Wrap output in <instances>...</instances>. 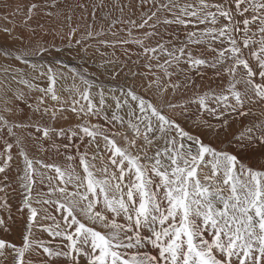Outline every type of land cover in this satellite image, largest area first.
Segmentation results:
<instances>
[{
	"label": "snow or ice",
	"instance_id": "6c2138e0",
	"mask_svg": "<svg viewBox=\"0 0 264 264\" xmlns=\"http://www.w3.org/2000/svg\"><path fill=\"white\" fill-rule=\"evenodd\" d=\"M22 27L29 41L37 28L53 40L31 52L0 46L37 73L11 77L28 94L0 86V264H264V111L251 107L264 109V0H44L27 6ZM91 40L113 49H96L109 57L97 67L124 82L72 67L65 100L59 54L77 46L83 64ZM128 62L146 71L124 72ZM178 91L186 98L174 102ZM250 115L262 118L221 139ZM25 140L68 163L31 158Z\"/></svg>",
	"mask_w": 264,
	"mask_h": 264
},
{
	"label": "rangeland",
	"instance_id": "374dc122",
	"mask_svg": "<svg viewBox=\"0 0 264 264\" xmlns=\"http://www.w3.org/2000/svg\"><path fill=\"white\" fill-rule=\"evenodd\" d=\"M43 2H44V0H0V46H7L13 52H17V51H29V52H31L36 47L37 41H40L42 43L43 42H52V40H53L52 36H44L43 30H41L39 28H37V30H36V35L34 37H32V39L29 41L27 38L30 35V33L24 27H22V20L24 19V16L27 12V6L30 5L31 3L42 4ZM84 2H90V0H84ZM106 2H110V0H106ZM3 4H8L9 7L4 8V7H2ZM16 5H21V11L17 15H12V13L15 11ZM78 14H79V12L77 13V15ZM42 15L43 14L41 12L40 16H42ZM114 15H118V13H115ZM5 16H7V19L4 18ZM98 17H99V13H98ZM37 19H39V17H34L32 21H29V24L32 27H35ZM40 22L45 23L46 28L49 27V22H47L45 19H40ZM89 22H91V16H89ZM59 23H61V22L57 21V24H59ZM100 23H101V21L98 19L97 23L94 25V28H93L94 31L99 30ZM103 23H104L105 28H107V21H104ZM72 24H73V27H75L77 24V16L76 15L73 16ZM5 28L12 29L13 35H23L25 37L26 42L20 43L19 41H17L15 43H13V42L9 41L6 33H4V31H3V29H5ZM64 32L65 33L67 32L66 27L64 28ZM84 32H85V29L81 28L80 32L77 33V37L81 33H84ZM137 34H139V33H137ZM125 37H126V33H121L120 37H117V38H125ZM104 39L112 40L114 38L111 36H106V37H104ZM55 43L57 45H61L64 42L61 41L57 37L55 39ZM147 43H151V41L147 42ZM85 44L86 45L91 44L92 47L88 48V55L86 57H84V63L83 64H81V62H80L81 56L78 55L79 47H77V46H74L73 49H71V50L65 49L62 53L59 54V58L62 59L65 64L68 65V68H58V72L63 73L66 78L58 79V82L56 85L58 94L61 95L65 100L68 99L69 92L64 91V89L65 88H71V86L74 83L73 78H72V73L69 71V69L72 67H76L78 69L87 68L90 74L95 73V76L98 77L100 81L105 83L106 86H114L118 83L124 82L125 77H124L123 72L120 74V77L119 76L117 77L116 81H112L109 79V77L111 75L110 71L105 72L104 69H100L97 67V65L100 62L109 58L108 56H101L99 54V52H105V53H108L109 55H111V53L113 52V49L105 48L104 46L99 45L98 41H96V40L86 41ZM127 47L135 50V46L129 45ZM97 48H99V52L96 51ZM115 53H116V56H118V57H120V59H122V61L125 59V57L123 55V50L121 48H116ZM56 55L57 54L55 52L52 53V56H56ZM3 58H4L3 56H0V86H2L3 84H7L13 90H21V91L25 92L26 94H28L29 90L26 86H24L22 84H18L16 82V80H13L11 78L13 75H16L17 80L20 79L19 74H16L14 70L17 67L24 68V72H25L24 78L29 79V80H31L32 76L36 75L37 73H33L30 68H28L27 66L23 65L22 63H20L18 61H15V60L13 61L12 59H5V58L3 59ZM46 58L51 59L52 57L49 56ZM31 59H33V61L36 62L34 57ZM133 59H135V57H133ZM143 62L144 61L141 60V63H143ZM153 63H155V61H153ZM5 66H8L7 71H5ZM109 67H111V66H109ZM117 68H119V67L117 66ZM129 68H131L135 71H138V72L146 71V69H144L143 67H136L134 65H131V62H128L127 66L124 67V72H127ZM209 73H211V72H209ZM209 73L206 76L207 78L209 76ZM108 80H109V82H108ZM197 80H198L197 82H199V77H197ZM35 82L39 83L41 86H46V82L43 79L40 81H35ZM127 82L132 83L131 80H128ZM218 82L219 81H217V83ZM75 83L82 90L83 85H80L78 80L75 81ZM136 83H139V78H137ZM11 95H12V93L9 92L8 96L11 97ZM30 95L32 97V100L35 101V98L39 95V93L32 92ZM169 95H171V93H169ZM2 97H3V93H0V108L3 107ZM171 98L173 99L174 102H178L181 99L186 98V96H183L182 93L180 91H178L176 93V95L174 97H171ZM49 103H52V102L49 100ZM193 110H195V109L193 108ZM5 115H7V113H5ZM68 115L71 116L70 113H68ZM206 118H208L209 120H212V118H210V117H206ZM240 119H243V118H240ZM75 122L76 121L73 118L67 122L59 121L56 126L57 127L66 126V124L75 123ZM212 122H214V120H212ZM238 122H239V120L236 122L237 125L239 124ZM234 126H235V124H233L231 130L233 131V134L234 133L236 134L237 132L235 130H233ZM239 126H241V125H239ZM228 131H229V129H228ZM18 134L23 135L22 132H18ZM227 134H228V132L226 133V135ZM229 136L230 135L228 134L226 137H229ZM45 146L48 147V151L40 152L36 148H33L29 141L25 140V148H26V151H28L29 156L31 158L43 160L45 163H55V164H58L62 167H64L68 163L65 160V157L63 155L58 156V154L53 149H52L53 151L51 150L50 146L47 143L45 144ZM12 151H13V154L15 156L16 149L13 148ZM52 159L54 160L53 162H52ZM19 160H20V158L18 156H15L14 166ZM75 163L78 164V161H76ZM99 163H100L99 160H97V162H96L97 168L102 166L101 164L99 165ZM37 167H39V165H37ZM77 171H80L82 173L81 168H77ZM52 174H54V173H52ZM10 175H11V173H10ZM97 175H99V173ZM17 199H18V197H17ZM13 203H15V202L13 201ZM14 236L7 237V239H10V240L14 239L15 242L19 243V236L18 235H14ZM44 238L47 240L50 237H48L47 234L44 233Z\"/></svg>",
	"mask_w": 264,
	"mask_h": 264
},
{
	"label": "bare ground",
	"instance_id": "6f19581e",
	"mask_svg": "<svg viewBox=\"0 0 264 264\" xmlns=\"http://www.w3.org/2000/svg\"><path fill=\"white\" fill-rule=\"evenodd\" d=\"M29 34V33H28ZM150 42V41H149ZM4 59V58H3ZM122 60V59H121ZM14 61V60H13ZM9 64V63H8ZM132 65V64H131ZM6 67V66H5ZM119 67V66H118ZM137 70V69H136ZM212 75V73H209V76H211ZM120 77V76H119ZM108 78V77H107ZM198 81V80H197ZM108 82H109V80H108ZM200 82V81H199ZM208 82V78L207 77H205V83H207ZM111 83V82H110ZM170 93V92H169ZM252 107V110L254 111V112H257V113H259V112H261V111H264V109H262L261 108V106L259 105V104H256V105H252L251 106ZM262 117L261 116H259V115H256V116H248V117H246V118H243V119H239V124L237 125V121H231L230 122V126H229V131H228V134L230 135L229 137H227V138H231V136L232 135H234L233 134V131L231 130L232 129V126H233V124H235V126H234V128H233V130H235L236 132H239L240 130H241V128L246 124V123H249V121H254V120H259V119H261ZM215 122V121H214ZM213 122V123H214ZM239 125H241V126H239ZM240 129V130H239ZM227 134V135H228ZM226 134H223L222 133V136H221V139H223V138H225V136H227ZM213 143H215L216 144V146L217 147H219V146H221V145H219V143L218 142H216V141H213ZM46 147V146H45ZM46 148H48V147H46ZM51 148V147H50ZM52 150V149H51ZM53 151V150H52ZM55 151V150H54ZM55 154V153H54ZM53 156V155H52ZM59 156V155H58ZM54 157V156H53ZM52 157V158H53ZM57 157V156H56ZM54 160L52 159V162H53ZM99 165H100V163H99ZM66 166V165H65ZM15 202V201H14ZM15 211V210H14ZM15 237V236H14ZM16 238V237H15ZM42 238L43 239H45L44 238V234H42ZM49 239H51V238H49ZM14 240V239H13Z\"/></svg>",
	"mask_w": 264,
	"mask_h": 264
}]
</instances>
